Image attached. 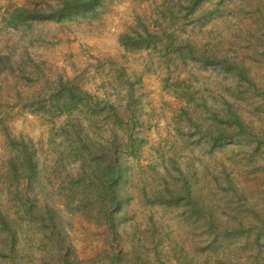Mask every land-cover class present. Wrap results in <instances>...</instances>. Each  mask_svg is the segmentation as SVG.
I'll return each mask as SVG.
<instances>
[{
  "label": "rangeland",
  "instance_id": "obj_1",
  "mask_svg": "<svg viewBox=\"0 0 264 264\" xmlns=\"http://www.w3.org/2000/svg\"><path fill=\"white\" fill-rule=\"evenodd\" d=\"M0 0V264H264V0Z\"/></svg>",
  "mask_w": 264,
  "mask_h": 264
},
{
  "label": "trees",
  "instance_id": "obj_2",
  "mask_svg": "<svg viewBox=\"0 0 264 264\" xmlns=\"http://www.w3.org/2000/svg\"><path fill=\"white\" fill-rule=\"evenodd\" d=\"M94 2L95 0H60L56 4H47L39 8H19L15 13L24 19L59 20L90 10Z\"/></svg>",
  "mask_w": 264,
  "mask_h": 264
}]
</instances>
